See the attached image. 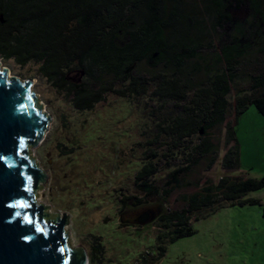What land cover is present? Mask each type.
<instances>
[{
	"label": "trees",
	"instance_id": "1",
	"mask_svg": "<svg viewBox=\"0 0 264 264\" xmlns=\"http://www.w3.org/2000/svg\"><path fill=\"white\" fill-rule=\"evenodd\" d=\"M242 9L249 16L235 18ZM0 59L38 65L79 112L117 95L147 97L166 113L148 143L164 153L147 151L133 192L121 200L123 212L166 206L156 219L157 253L141 264H160L170 245L196 235L194 222L262 205L248 196L264 189V179L201 184L194 176L217 163L224 128L222 166L240 170L236 126L250 107L264 116V0H0ZM176 194L180 205L168 207ZM103 254L95 243L90 264H102Z\"/></svg>",
	"mask_w": 264,
	"mask_h": 264
},
{
	"label": "rangeland",
	"instance_id": "2",
	"mask_svg": "<svg viewBox=\"0 0 264 264\" xmlns=\"http://www.w3.org/2000/svg\"><path fill=\"white\" fill-rule=\"evenodd\" d=\"M233 15L243 20L249 11L242 9ZM214 41L219 46L217 37ZM0 64L10 78L32 82L35 96L52 120L44 140L32 149V157L48 176L41 184L45 190L39 193L44 198L37 202L51 207L49 215L70 217L66 232H70L71 249L81 247L90 257L92 247L99 242L104 250L102 264H141L145 253L155 255L161 233L156 219L146 225L131 222L143 210L150 209L153 214L166 206L158 202L123 212L121 200L133 192L147 151L154 149L160 156L164 153L159 145L148 143L158 133V117L166 113L157 112L159 105L147 97L135 100L117 95H109L93 111L79 112L63 92L39 76L38 65L22 68L3 59ZM72 78L80 81L82 76L74 74ZM236 133L241 169L228 172L222 166L224 128L216 134L220 144L217 163L210 171L200 169L195 180L217 184L226 176L264 179V116L250 107L240 118ZM71 150L73 154H66ZM178 197L176 194L168 207L180 205ZM248 197L262 205L226 207L194 222L196 235L170 245L160 264H264V189Z\"/></svg>",
	"mask_w": 264,
	"mask_h": 264
},
{
	"label": "water",
	"instance_id": "3",
	"mask_svg": "<svg viewBox=\"0 0 264 264\" xmlns=\"http://www.w3.org/2000/svg\"><path fill=\"white\" fill-rule=\"evenodd\" d=\"M51 121L32 82L10 78L7 69H0V264H90L83 248L71 249L70 217L49 215L51 207L37 202L44 198L39 193L48 176L32 149L44 140ZM155 210L137 213L131 223H151L160 214Z\"/></svg>",
	"mask_w": 264,
	"mask_h": 264
},
{
	"label": "snow or ice",
	"instance_id": "4",
	"mask_svg": "<svg viewBox=\"0 0 264 264\" xmlns=\"http://www.w3.org/2000/svg\"><path fill=\"white\" fill-rule=\"evenodd\" d=\"M18 207H24L25 205H23V204H20V205H17ZM17 215H19V213H17ZM25 219L27 220L28 219V217H25ZM29 222H31L30 220H29ZM38 231H40L41 229H37Z\"/></svg>",
	"mask_w": 264,
	"mask_h": 264
},
{
	"label": "flooded vegetation",
	"instance_id": "5",
	"mask_svg": "<svg viewBox=\"0 0 264 264\" xmlns=\"http://www.w3.org/2000/svg\"><path fill=\"white\" fill-rule=\"evenodd\" d=\"M161 212H162V211H161V210H159V213H160V214H161ZM160 214H159V215H160ZM157 218H158V217H157ZM144 219H146V218H143V220H142L143 222H145V221H146V220H144ZM155 221H156V220H155Z\"/></svg>",
	"mask_w": 264,
	"mask_h": 264
},
{
	"label": "bare ground",
	"instance_id": "6",
	"mask_svg": "<svg viewBox=\"0 0 264 264\" xmlns=\"http://www.w3.org/2000/svg\"><path fill=\"white\" fill-rule=\"evenodd\" d=\"M10 76H11V73H10Z\"/></svg>",
	"mask_w": 264,
	"mask_h": 264
}]
</instances>
